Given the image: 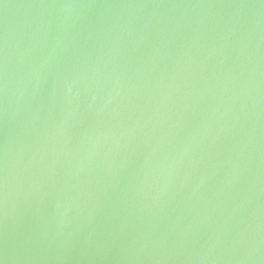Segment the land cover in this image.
<instances>
[{
    "label": "water",
    "instance_id": "95a60500",
    "mask_svg": "<svg viewBox=\"0 0 264 264\" xmlns=\"http://www.w3.org/2000/svg\"><path fill=\"white\" fill-rule=\"evenodd\" d=\"M0 264H264V0H0Z\"/></svg>",
    "mask_w": 264,
    "mask_h": 264
}]
</instances>
